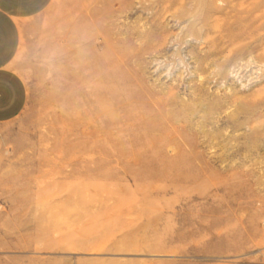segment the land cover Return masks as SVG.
Returning <instances> with one entry per match:
<instances>
[{"label":"rangeland","instance_id":"obj_1","mask_svg":"<svg viewBox=\"0 0 264 264\" xmlns=\"http://www.w3.org/2000/svg\"><path fill=\"white\" fill-rule=\"evenodd\" d=\"M0 125V264H264V0H54Z\"/></svg>","mask_w":264,"mask_h":264},{"label":"crops","instance_id":"obj_2","mask_svg":"<svg viewBox=\"0 0 264 264\" xmlns=\"http://www.w3.org/2000/svg\"><path fill=\"white\" fill-rule=\"evenodd\" d=\"M54 0H0V125L21 115L27 104V87L16 60L29 23Z\"/></svg>","mask_w":264,"mask_h":264}]
</instances>
